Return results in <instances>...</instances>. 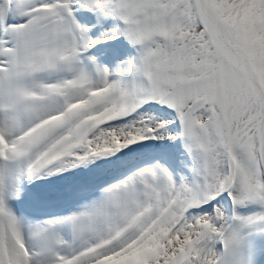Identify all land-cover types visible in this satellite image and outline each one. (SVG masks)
Masks as SVG:
<instances>
[{
  "label": "snow or ice",
  "instance_id": "snow-or-ice-1",
  "mask_svg": "<svg viewBox=\"0 0 264 264\" xmlns=\"http://www.w3.org/2000/svg\"><path fill=\"white\" fill-rule=\"evenodd\" d=\"M0 264H264V0H0Z\"/></svg>",
  "mask_w": 264,
  "mask_h": 264
}]
</instances>
